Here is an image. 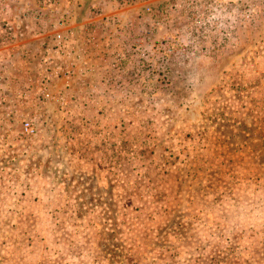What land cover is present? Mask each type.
<instances>
[{"label":"rangeland","instance_id":"1","mask_svg":"<svg viewBox=\"0 0 264 264\" xmlns=\"http://www.w3.org/2000/svg\"><path fill=\"white\" fill-rule=\"evenodd\" d=\"M35 1L37 4L35 16L28 23L24 18L27 12V0H6L7 8L4 7L6 9L4 13L9 17L4 19L1 9L5 2L0 0V28L12 27L17 22L20 26L30 25L31 22L37 27L47 25L49 18L57 13V8L50 3V0H43L42 3L45 2L44 6L47 8L40 9L39 1ZM175 1L177 2V0H133L129 3L128 0H110L122 12L137 14V21L140 20L139 13L142 15L144 8L149 7L146 16H141L143 20L145 18L146 23H144L148 27L155 25L154 20L158 19L159 11L166 9L167 4L175 6ZM212 2L217 3L222 11H226L225 14L228 13V16L235 12L238 19H229L234 24L227 32L222 47L218 45L214 47V40L216 41L218 37L217 31L209 33L214 38L199 40L201 45L209 47L201 54L209 57L225 49L237 29L246 27L258 11L264 8V0H213ZM134 24L140 25L138 22ZM168 24L182 28L184 17L181 16L173 22L169 21ZM17 36L14 42L29 40L24 39L19 33ZM155 39L167 41L168 38L164 34L163 37L158 35ZM33 42L32 46L38 45L36 41ZM9 48L8 45L0 46L2 51ZM229 51L228 49L227 52ZM186 55L190 57L189 54ZM239 83L241 81L235 79L228 83L227 88L239 90ZM120 84L119 81L116 82L119 90L122 87ZM208 93L213 96L208 100L212 101L208 102V109L212 112L207 113L205 110L204 114L211 121L219 114L216 107H219L227 97L221 94L220 88ZM115 95L107 98L108 102L99 100L105 109L98 115L101 124L105 125L107 121L116 123L114 135L112 129L108 130L109 127L106 129V125L105 129H99V139L104 141L110 139L108 144L97 143L95 147H90L82 146L80 143L70 146L58 143L64 141L59 134L60 131H57V128H60L59 110L42 115V118L41 115L38 116L43 126L40 125L42 127L36 136L30 139L18 142V138L21 137L19 127L13 131L17 134L9 132L10 135L0 138V166L6 173L13 171L14 175L16 174V181H19V184H15L14 187L16 185L20 188L30 187V182L26 179L36 170L42 175H54V177L65 174L67 178L53 179L54 182L42 178V187L53 192L52 190L56 188L55 184H62L64 191L69 193L81 190L83 192L78 195L80 197L78 205L82 204L85 207L83 210H64L63 215L66 216L63 217H66L67 222L58 221L60 210H0V264H11L16 260L10 257L19 255L15 247L24 250L29 247L35 250L33 243H36V249L40 252L51 251L50 260L46 258V264H124L125 261L126 264H203L204 248L219 245L220 239L214 237L216 233L211 234V240L204 242L201 239L198 233L203 232L204 229V211L200 204L198 209V207L194 208L196 204L189 203L203 202L204 197L208 196L207 201L213 207L206 212L212 220H219L221 202L226 201L228 195L227 193L212 194L207 191L196 192L216 188L220 182L219 178L209 179L210 182L204 189L201 178L189 179L188 176L183 175L184 170L188 168L186 152L188 139L193 138L191 134L175 136V127L171 123L175 120V114L168 112L169 106L165 105L167 101L159 105L160 99ZM74 99L72 98L73 101ZM86 99L85 97L84 100ZM92 99L96 100L93 97ZM73 105L76 104L73 102ZM85 106L88 108L85 109L83 119L87 118L86 122L89 123L93 117L91 104L86 102ZM144 107L146 111L143 110ZM107 109L111 112L106 113ZM45 123L48 124L47 127H44ZM137 124H142L144 129L137 127ZM128 125L136 128L130 129ZM47 142L50 143V147ZM175 143L179 145V151ZM233 151L235 148L226 153L230 156ZM212 169L218 170L214 167ZM175 171L180 179L175 177ZM34 182L36 184L32 183L33 186H39V179H35ZM125 183L130 184L129 189L125 187ZM3 185L8 187V184L0 182V188ZM229 186L230 183L226 182V187ZM50 193L49 201L51 197L55 198ZM20 199V203L26 200L24 197ZM57 199L59 200V197ZM9 201L14 205L16 203L15 198ZM43 218L47 221L43 222ZM211 228L213 231L217 229L216 226ZM33 231H36V236L32 235ZM18 240H20L19 244ZM216 240L218 243L215 242ZM229 244V241H225L223 245L228 247ZM61 250L68 251L64 263L58 256ZM211 251L216 254V251ZM233 255L234 252L231 251L228 257ZM223 257L227 256L222 255L217 259L218 263L223 264ZM214 261L217 262L216 259Z\"/></svg>","mask_w":264,"mask_h":264},{"label":"crops","instance_id":"2","mask_svg":"<svg viewBox=\"0 0 264 264\" xmlns=\"http://www.w3.org/2000/svg\"><path fill=\"white\" fill-rule=\"evenodd\" d=\"M3 1L5 4L1 9V12H3L1 15L4 19L9 16L4 13L7 2L6 0ZM27 4V12L23 17L29 23L31 18L35 16L37 4L35 0H27ZM38 6L40 9L47 8L42 2ZM55 8H57V13L49 18L50 21L47 25L41 26L43 30L44 27L50 29L47 33L37 31V26L32 22L27 26H20L19 22L12 25L10 28L13 29L16 35L19 33V35H23L24 39L29 40L16 41L6 51L0 49V59H4L3 63L7 68H12L13 63L15 65L25 64L27 68L29 67L35 72L37 54L42 50V44L47 40V35L54 32L51 27L57 26L64 27V30L68 29L67 27L72 29L74 41L77 43L78 53L83 59V63L75 66L77 68H74L75 71L72 76L55 79L52 87L47 91V97L41 95L38 96L39 100H37L34 99L35 95H30L28 105L24 107L23 111L37 115V125H40L42 122L38 116L41 115L42 118V115L59 110L61 114L60 128H56L57 131H60L59 134H61L64 141L58 143L63 146L65 144L70 146L80 143L82 146L95 147L97 143L108 144L110 142V139L105 140L106 142L99 139L98 132H100V128L105 129L106 127L107 129L109 127L108 130H113L112 135L115 134L114 126L116 123L107 121L105 126L101 124L98 115H100V111H105L104 105H101V101L99 102L100 99L108 102L107 98L115 97V94L121 95L116 86L117 81L121 83L120 86L122 87L120 89L128 84L129 86L133 84L128 89H133L134 95L132 97L135 98L160 99L161 103L159 105L165 103L164 98L167 96L185 101V104L182 105L165 103L169 106L168 112L175 114V120L171 121L172 126L175 127V136L182 137L190 133L193 137L188 139L186 152L188 154V168L184 170L183 175L188 176L189 179L193 177L201 178L200 181L204 189L207 188L206 184L210 182L209 179L219 178L220 182L216 188L196 192L204 193L207 191L212 194L225 193L226 195L227 193L228 195L226 201L221 202L220 215L216 214L220 216L218 217L219 220H212L206 212L213 207L207 201L208 196L204 197L203 202L189 203L190 205L196 204L194 208L198 207V209L200 204L204 211V229L203 232L198 233L201 239L204 242L211 240V234L214 233H216L214 237L220 239L218 246L204 248L203 258L205 262L203 264H220L217 259L221 258L222 255L227 256L222 258L223 264H264V8L262 7L261 11H258L246 27L237 29L232 41H229L227 47L221 49L222 51L219 54L211 57L199 55L195 59L194 65L188 68V76H185V80L177 77L176 73L178 71L180 73V70L184 69L182 68L184 64L171 62L170 64L175 67L176 80H172L170 88L166 90L169 92L167 95H165L163 89L155 92L148 91L145 81L154 71L149 72L135 68L134 63L130 62L131 59L128 58L123 59V67L119 75L112 73L107 78L106 75L102 74V62H104L105 55H100L97 52L96 56H92L93 48L90 47L86 36L90 31H93L94 41H92L99 44L101 49L105 50L111 44L113 46L112 50L114 48L118 49L123 43L130 40V36H126L125 32H119L117 28L123 26L120 27L117 24L131 20L140 24L139 29L142 38H145L148 49H151L158 41L155 39L158 35L163 37L164 34L174 43V49H177L178 47L175 45V43H178L176 36L183 40L188 38V34L183 28L168 24V22L165 25L163 23L160 26L148 27L145 24V18L143 20V17H141L145 15L139 13L140 20L137 21V14H130L127 11L122 12L110 0H61V3L55 5ZM48 38L52 39V36ZM33 41H36L38 45L32 46ZM228 49L229 52H227ZM109 56L108 54V58ZM167 63L160 61L155 72L162 70V66ZM247 71L249 72L247 73ZM33 72H31V77ZM19 74L20 76L26 75L22 71ZM27 74L30 77L29 72ZM235 79L241 81L239 83L240 89L229 90L227 88L228 83L233 82ZM11 84L9 80L0 79L1 97L5 96L6 88ZM12 85L14 86V84ZM218 88H220L221 94H224L227 98L219 107H216L219 114L210 121L204 114L205 110L207 113L211 111L208 109V102L212 101L208 100L213 96L208 92ZM33 90L40 92L36 85H34ZM206 93L208 94L206 95ZM85 97L87 98L86 101L84 100ZM72 98H75L74 101ZM73 102L76 104L75 106ZM86 102L91 104V115H93L89 123L86 122L87 118L84 117L83 119L85 109L89 106H85ZM12 105L13 101L9 99L4 106L5 108H12ZM143 110L146 111V107ZM109 112L111 111L107 109L106 113ZM10 116L12 117L10 113L4 115L3 111L0 110V131L13 124V119ZM128 126L130 129L136 128L133 125ZM138 126L140 129H144L142 124H137ZM73 128L76 130H73ZM46 144H49L50 147V143L47 142ZM57 146L59 147V145ZM176 146H178L177 151H179V145L175 143ZM232 148H235V151L232 154L230 153L229 156L226 151L228 152ZM197 153H200V155H197ZM212 167L218 168V170L212 169ZM175 177L180 179L176 171ZM42 178L53 181V179L67 177L65 174L56 177L54 175H42L36 170L34 174L26 179L30 182V187L20 188L17 186L19 181H16V174L14 175L13 171L8 174L0 166V182L8 184V187L3 185L0 188V210H60L57 216L58 221L67 222L66 217H63L66 216V214L63 215L64 210H83L85 208L82 204L78 205L80 200L78 195L83 191L69 193L64 191L62 184H55L56 188L51 192L42 187ZM35 179H39V186L32 185V183H35ZM226 182L230 183L229 188L226 187ZM15 184H17L16 188L14 187ZM126 186L129 189L130 184L125 183ZM49 193L55 197L54 199L51 197L50 201L48 199ZM21 197L26 198V200H22V203H20ZM57 197H59V200ZM13 198L16 199L15 205L9 201ZM190 208L192 209V207ZM44 218L42 221H47ZM48 218L50 219V217ZM62 225L66 226L67 224L62 223ZM215 226L217 229L213 231L211 227ZM32 235L36 236V231H33ZM44 240L46 241V239ZM225 241L230 242L228 247L223 245ZM215 242L218 243L217 240ZM19 243L20 240H18ZM33 247L35 250L29 247L27 250L15 247L19 255L10 256L12 259H16L11 264H46V258L50 260L51 251L40 252L36 249V243H33ZM211 250L216 251V254H213ZM231 251L234 252V257H228ZM123 252H125L123 253L125 258L126 251ZM58 256L64 263L68 257V251L61 250ZM193 258L195 257L193 256ZM124 264H126V261Z\"/></svg>","mask_w":264,"mask_h":264},{"label":"built area","instance_id":"3","mask_svg":"<svg viewBox=\"0 0 264 264\" xmlns=\"http://www.w3.org/2000/svg\"><path fill=\"white\" fill-rule=\"evenodd\" d=\"M38 1L40 4L43 0ZM128 1L131 3L133 0ZM212 1L213 0H177V2L175 1V6L167 4L166 9L157 13L158 19L154 20L155 25L160 26L163 23H169V21L173 22L183 16L184 25L182 28L187 32L188 38L182 40L176 36L180 43L182 41V43H185L183 44L184 46L187 45L193 49L205 51L209 47L206 48L205 45H201L199 40L207 37L212 39L214 37H211L209 33L217 31L218 37L216 41L214 40V47H217V45L222 47L226 41L227 32L232 29V24H234L233 22L231 23L229 19L238 18L235 12H232L233 16L230 14V16H228V13H224L226 12L225 10L222 11L217 3ZM58 2H61V0H50V3L53 5H57ZM43 5H46L45 2H43ZM149 10V7H145L142 14L146 16V12H149ZM117 25L120 27L123 26L122 28H117L119 32H125L126 36H130V40L123 43L118 49L114 48V50H112V44L105 50L101 49L99 44L93 42V31H90L86 36V39L90 43V47L93 48L92 56H96L95 54L97 52H99L100 55H105L104 62H102V74L106 75L107 78L109 74L112 73L116 75L120 74L124 58L131 59L130 62L134 63L135 68L144 69L149 72L158 69L157 65L160 61L168 63L174 62L180 65L187 64L188 60L186 61V59L188 56L186 54L188 53H185L183 49L175 51L174 43L169 39H167V41L164 39L157 41L151 49H148L145 38H142V33L139 29L140 26L135 25L131 20L126 21V23L120 22ZM63 28L64 27L57 26L51 27L54 32L47 35V40L42 44V50L37 54L38 58L35 63V72L29 67L27 68L25 64L15 65L13 63L12 68H7L3 63L4 59H0V79L5 81L9 80L10 84L12 81V84H14V86L12 84L7 86L4 97L0 95V110L3 111L4 115L10 113V115H12L10 118L13 119V124L3 129L1 132L2 134L0 133V138H4L10 134H17L13 132L17 127L21 130V132H19L21 137L18 135V142L36 136L43 126V123H40L42 126L37 125V115L28 114L23 111V109H25L24 107L28 105V101L30 100L29 96L35 95L34 99L37 100H39L38 96L41 95L47 97V91L52 87L55 79L72 76L75 71L74 68H77L75 66L83 63V59L78 53L77 43L74 41V32L70 27H67L68 29L66 30ZM12 30L13 29L10 27L0 28V46L8 45L11 47L14 45V39L17 38V35H15ZM49 30L50 29H47V27H44V30L41 26L37 27V31L40 32L44 31L47 33ZM50 36H52V39L48 38ZM175 45L178 46L176 43ZM209 45L211 44L209 43ZM108 54L110 55L109 58ZM91 68L93 69V67ZM10 69L12 71H9ZM20 71L26 75L20 76ZM10 72L13 77H11L12 75ZM28 72L30 77L27 74ZM31 72H33L32 77ZM34 85L40 89V92L33 90ZM130 86H133V84ZM130 86L129 84L123 86L119 91L120 94L126 97H132L134 93L133 89H128ZM9 99L13 101L12 108H5L4 105ZM47 126L48 124L45 123L44 127ZM12 137L14 138V136Z\"/></svg>","mask_w":264,"mask_h":264},{"label":"trees","instance_id":"4","mask_svg":"<svg viewBox=\"0 0 264 264\" xmlns=\"http://www.w3.org/2000/svg\"><path fill=\"white\" fill-rule=\"evenodd\" d=\"M183 40V39H182ZM178 41V40H177ZM178 48L175 49V51L179 50V49H183L185 51V53L187 52L190 57L188 58V62L187 64H185L182 68V70L176 72L177 73V77H179L182 80H185V76H188V68H191L194 64L195 59L199 56L202 55L201 53L203 52V50H196L193 49L190 46L187 45H183L185 43H181L178 41ZM171 62L165 64L164 66H162V70L159 71H154L153 73H151L150 76H148L146 78V87L148 88V91H153L155 92L156 90L160 91V90H165V95L169 94V92H167L166 90L168 88H170L171 84H172V80L175 79V67L172 66V64H170ZM176 80V79H175ZM152 99V98H151ZM164 101L170 102L171 104H185V101H179L178 98L173 99V97L171 96H167L166 98H164Z\"/></svg>","mask_w":264,"mask_h":264}]
</instances>
